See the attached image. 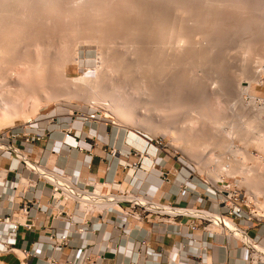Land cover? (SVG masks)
I'll return each mask as SVG.
<instances>
[{
    "label": "rangeland",
    "instance_id": "rangeland-1",
    "mask_svg": "<svg viewBox=\"0 0 264 264\" xmlns=\"http://www.w3.org/2000/svg\"><path fill=\"white\" fill-rule=\"evenodd\" d=\"M151 1L150 0H145V1L144 0H16L14 3H11L13 2L11 0H0V103L2 108L0 109V115H1L0 129L8 128L24 122L38 123L39 121V123H42L40 121V119L43 120L42 118H46L45 120L51 121L53 123H60L67 125L68 123L73 121V117L76 113L92 112L94 110H98L100 112L102 111L104 114H106L109 117L108 119L110 120V122L107 127H105V125H100V124L97 125L108 129L109 132H111L113 128L116 129L117 131H121L122 134L121 145H125L126 142L129 148L136 149L139 152L141 151L143 152L146 150L139 148L140 143H138V141L140 140L146 141L147 144L148 143L151 144L152 143L151 140H154L153 141L154 144H156V140L161 142L162 145H164L161 148V151L162 152L167 151V154L171 155L173 160H175V162L177 163V167L181 171L183 178L188 182L193 183V185L189 186L188 188L189 193H206L207 189L211 191L212 189L211 185H217L220 183V181L223 178H227L228 180L232 181L235 185L239 186L246 192L247 196L251 201V209L255 210L257 213L261 215V213H264V185H263L264 182L262 183L263 180L259 179L262 185V186L259 185L261 187V190L260 188L259 190L255 189L256 187L254 186V182L256 180L258 181V178H256L258 176L253 177L254 176L253 175L252 177H249L250 175L247 176L248 173L246 174V172L242 173L240 171H234L235 163H230L231 164V165L229 164L230 167L226 163H224V161L221 160L222 158H219L221 156H219L220 149L218 146L219 144H221V142L217 139L219 141L217 144V140L212 139L214 133L213 128H211L212 126L210 125V128L209 127L199 128L198 124L195 123L197 125L195 126V124L193 123L192 125L193 128L191 130V128L188 127L189 122L187 123L188 125L185 124V122L187 121H184V115L183 116L180 115L181 113H183V111L173 109L175 112H172L169 100L171 98L170 93L173 90L175 95H177L178 93L177 96L182 98L180 100L184 101V102L181 101V103L183 104L186 102V99L187 100L189 99L186 104H190L191 102H196L194 101V98L195 100L197 98L199 99L201 97L200 95L205 94L204 100L210 99V102L209 100H206V102L210 104V107L209 108L206 107V110L211 119L219 122V125L221 124V122L223 125L226 123L225 124L226 126L224 125L226 130L228 126L227 123H232V124L235 123L233 125L235 126V129L234 128L232 129V131H234L233 135L231 134L232 132H230L229 134H231L232 136L236 135V131L239 130L240 127L239 125L242 124L241 126H243L244 122H245L244 126L247 127L250 126L248 123L251 121L250 119H252L251 116L252 112L249 111V109L247 108L245 111L248 112H245L243 110L245 107L242 108V106L241 108H239L240 106L239 107L236 106L238 107V108L236 107L234 108L236 109V111L232 109L233 108L232 100L234 101L235 99L231 100L230 96L231 94H233L234 91H237L236 89H238L237 87H239L238 86L239 84L240 86L248 85L245 82L246 80L248 81L251 78L252 74L255 73L254 71H258V69L260 70L261 67L264 68V63L262 65L263 62L262 60H264V33H263L264 30H262L263 28H261V30L258 29L259 27H262L260 24V22H262L261 21L262 16L260 15H264V0L261 1L245 0L247 1L251 9L249 10V13L248 11L243 12L242 10H239L238 7L236 6L234 7L231 4L228 5V3L232 1L228 2L229 0H222V2L226 4H221V0H218L219 1L218 5L219 4L221 6L225 5V7L222 6V8H217L215 5L217 4V1L210 0L212 2L211 7L213 6L212 8H215L214 15L213 14L210 15L211 20L209 18L204 20L205 16L202 14L204 16L203 17L201 16V14H198V16L199 15L201 16V17L199 16L201 22L200 21L198 22H200L201 24L203 23V25L205 24L204 27L206 26V28L204 27L203 28L207 30H204L202 28L203 25L200 26L199 24H195L196 23L194 22L196 21L195 14H194L195 16L192 15L195 18L194 19L192 16H189L188 12L186 11V10L189 11L191 7L195 9L197 5H199V8L196 9L198 10L200 9L199 10L200 12L201 11L200 6H203L201 0H176V2L175 0L173 1L171 0L170 3L169 0L168 1L151 0ZM165 1L168 3H166ZM236 1L238 0L235 1L233 0L232 3L234 4V2ZM177 2L178 5L176 4ZM213 2H215L214 4L215 6L213 5ZM164 3L167 5H165ZM169 4L170 5L172 4V6H170ZM180 4L181 5L184 4V5L179 7ZM168 6H170L171 8L169 9ZM131 7L133 9H136L137 12L138 10L139 11L142 10L137 14V17L135 15L137 19L134 18V16L133 17L131 16L132 18H130V16L127 17L125 16L126 14L124 15L122 13V11L125 9H129L130 11L132 9ZM145 7L146 8L148 7L147 8L148 10ZM151 7H153L156 11ZM181 7L185 11H183ZM162 8L164 9V11L159 10ZM216 8L218 9V11ZM258 8L260 10H258ZM261 8H263V10ZM175 9L181 11L179 12L176 11ZM219 9L221 11H224V13L225 12L226 13L224 14L223 12H219L220 11ZM198 10H193V12L197 14ZM144 11L145 13H147L148 11L147 14L149 17L150 14L151 15L153 14V12H155L158 16L162 15L161 13L164 12L163 14H165L167 18L173 16L170 17L169 19L173 21L174 28H177V31L179 30L177 32L178 34H180L179 33L180 30H182L181 32L183 33L182 35L183 37L192 36L193 34L195 36L192 37L195 39L197 38V40L199 39L198 41L200 42L199 43L196 40L194 41L195 42L194 44L192 40L195 39L191 40L189 37L188 39L189 41L191 40V42H188L186 41L187 37L184 40L182 36H179L177 34L176 36L177 38L181 39L183 43H185V41L191 43L190 44L191 46L190 45L187 46L188 44H186L187 48H189L190 50L189 51L188 49L185 50L184 47L186 46L182 42H180L181 44H183V45L180 44V46L184 48L185 52H188V56H186L187 54L183 51V48L177 47L180 50V52L182 51L180 53L179 51L176 50L177 49L176 47H175L176 49H174L173 47V49L176 50V53L179 52L180 54L177 53L178 54L176 55L177 57H172V55L170 57H167L166 62L165 60H163L165 64L164 66H167L165 69L167 70L168 68L167 72L165 71L166 75L162 74V78L164 82H166V83L163 82L165 85L162 83L159 84V82H162L163 80L160 76L159 77L161 79L157 78L158 71L156 72L155 75L154 68L156 67V65H154V63L149 64L146 58L147 54L149 53L145 52L147 50H143L146 49V41L142 37L146 35L143 34L144 32L141 33V31L143 27H145V24H147V21L143 19L147 16V14L144 15ZM159 11H160V15H159ZM233 11L236 13H234ZM250 11L251 13L257 12V14L260 15L258 16L257 14H255V16L253 15L252 17H249L252 15ZM182 12L184 15L182 14ZM140 13H142L143 15ZM233 13L234 15H232ZM244 13L246 14L243 15ZM156 14L153 15V17H158ZM216 14H218V17L215 16ZM179 15L180 17L183 16V18L180 19ZM223 15H225L227 18ZM212 16L214 17L215 20L213 19ZM153 17L151 16V18ZM127 18L130 20H128ZM183 20H185L186 23V25H184L183 27L186 28V26L189 24L190 26L187 27L190 28H186V29L188 30V33H190L191 31L192 34L191 33L185 34V31L187 30L186 29L184 30L183 27H181L183 25L182 24ZM197 20H199V18ZM212 20H214L215 22ZM258 20H260V22ZM48 21L52 25H50ZM144 21L145 23H143ZM174 21H178V25H175ZM253 21L255 24L253 23ZM256 21L259 22L260 25H258ZM249 23L250 24L253 23V25L251 24L252 27L249 26ZM207 26H209L210 28ZM137 27L141 29L139 30L140 32L137 31L136 33L134 30ZM215 27L217 29H215ZM192 29L194 30L193 32ZM167 30L168 29L166 28V31ZM199 31H201L202 33ZM207 31L210 32L211 34L208 33ZM136 34L139 37H137ZM140 34L141 35L143 34V36H140ZM197 34L200 36V38H198L199 36H197ZM202 34H204V36ZM179 39H177V41ZM255 40L257 41L253 43ZM134 43H137V45L136 44L135 45L137 46L138 50H136L137 48L134 45ZM178 43L179 41L177 42L176 46H179ZM140 48L144 52V54L142 53ZM136 51H138V53L141 52L142 54L140 53L139 55H137V53H134ZM173 51L171 54L175 53ZM190 51H192V53ZM200 51L202 52L200 53ZM202 53L204 54V57L202 56L203 55ZM140 55L141 56L145 55L144 57L146 59L141 57ZM178 56H180V58ZM183 56L184 57L186 56L187 58L186 57L183 58ZM205 57L208 58H206L205 60ZM173 61H175V63ZM206 61L209 62L210 65H207L209 63H207ZM146 62H148L149 65H147ZM187 63L188 64L190 63L189 64L190 66L195 65L194 66L195 68H193V70L194 71L196 70L195 72L199 71L201 73L200 75L198 74L201 77V81H204L202 79H206L205 80L206 82L204 81L205 83L202 82L204 86L208 84L206 87L202 86L203 84L199 79L200 77L197 78L196 77L197 75L193 77L195 74L191 69L192 66L190 67ZM178 64L179 66L180 65L181 66L177 67ZM150 65L152 67L154 66L155 67L149 68ZM243 67L246 68L243 69ZM247 68L249 69L248 72L243 71L245 69L248 70ZM149 70L152 73L154 72V74L152 73L149 74L150 72ZM156 70L157 69L155 68V71ZM169 70L171 72H169ZM190 71H192V73H190ZM241 71H243L242 74H240ZM244 72L245 73L247 72L248 74H245ZM250 72H252L251 75ZM151 74L154 76V77L152 76L151 79L152 81L151 84L153 86L156 84L158 86L163 85L166 87L167 85L168 86L166 87L167 89L161 86L162 89H164V91H162L160 87H159L160 89L158 88V86H157L158 89H156V85H155V90H154V88L151 87V84H149L150 86H148L147 83L151 82L149 80V76L151 77ZM191 74L194 79L191 76H189ZM236 75L238 76L239 79L241 78L239 80L240 83ZM146 76L148 77V80L150 82L147 81ZM81 77L90 78L91 82L88 84H90L91 87L90 85L88 86L87 83L84 84L83 83L84 81L81 80L79 81L78 78ZM176 78L182 84L179 81H177ZM179 78H182V81ZM166 80H168V82ZM169 80L172 82H170ZM194 80L196 81V83L200 81V83L199 82L198 83L199 85H201L200 89L203 91H205L206 90L205 88L209 86L207 88L208 91L206 90L208 93L205 91L209 97L208 96L206 97L205 92L202 93L203 91L199 89L198 83L196 84V86L198 87H195ZM154 81L156 82L158 81V82L156 83ZM236 81L239 83V84L236 83V85L238 84L237 87L235 85ZM261 81H262L261 83L258 82L253 83V89H254L253 93L254 95L263 99L264 101V76L262 77ZM172 83H174L175 85H172ZM229 83L231 85L233 84V87H235V89L233 87H230L231 85H229ZM225 85L228 86V89L227 87L225 88ZM172 87L173 89H169V91H167L168 88H172ZM178 87L181 90V92H178L179 91ZM201 87H203V89ZM232 88L234 90L233 92L231 90ZM229 89L231 90V92ZM158 90H160L161 92ZM226 90L229 91L231 94ZM150 93L153 95H151ZM66 96H68L67 98H70L67 99L68 101L66 100V98L64 99V97ZM94 96H96L97 98H95ZM166 96L169 97L168 98L169 100H167ZM182 96L187 98L183 99ZM99 97H103L107 101L106 100L103 101ZM191 97L192 99H190ZM230 105H232V107ZM116 106L119 107L122 112H124V115L127 116V118L130 120L129 123L122 122L116 118L112 110L115 109ZM5 107L8 108V111L4 112ZM7 114L11 115L12 117L8 116ZM175 116L177 117L173 119V117ZM250 116L251 118H249ZM176 120H178L179 123L176 122ZM232 120L234 122H232ZM77 124L81 125L82 123L76 121V125ZM178 130L179 131L181 130L180 132H183V135L185 134L184 137L185 138L187 137V139L177 137ZM179 131L178 133L182 134ZM215 136L218 137L219 135L216 134ZM240 139L241 138H237L234 143L236 145H241L243 142H240ZM151 148L152 150L155 149L154 146H152ZM236 156H237L236 161L240 162L242 160L241 154L236 153ZM130 162L132 161L130 160ZM134 162L136 161L134 160ZM242 163L245 164L246 167L249 166V168L253 166L252 169L254 168L255 165H258L255 167H258V169L260 167V170H262V168L264 169L263 167L264 164H256L257 162L255 163L254 161L251 160L244 162L242 160ZM132 166L135 167V169L131 168ZM224 167L228 169H223ZM131 171H133L134 173L129 176V173ZM145 171L146 170H144L143 165L142 166L139 165L136 167V165L130 164L129 173L128 171H125V173L122 174L123 177L128 176L126 181L127 182L126 186H124L122 192L120 191L119 193H147L146 192L147 187L146 184H144V181L145 180L148 181L149 179L150 181H152L154 177V173L157 172H150L151 174H149L150 170L146 172ZM217 173L219 176V182L214 181L216 180ZM172 179L174 180V176L172 177ZM203 180H208L210 182V187L209 185H206ZM174 185L176 184H174L173 182L172 184L167 185L165 192L173 193ZM102 193H106V190H103ZM137 197H142V196H132L129 199L134 200V198ZM195 209H198V207H196ZM212 212L215 213L213 210ZM250 229L254 231L252 233H249V235L253 239V245L264 243V220L261 223H256L254 227L249 228L246 231L249 232ZM1 241H4L6 245L5 248L3 249L0 248V264H3L2 262H4V259L2 257V253L4 251L13 250L16 247V245H12L8 240H3L0 237V242ZM239 243H243L247 247H249L253 255V257L250 258V264H264V254H260L256 252L255 248L252 245H248L245 242H241V240L239 241ZM20 255L22 256V254ZM4 263L9 264L7 262Z\"/></svg>",
    "mask_w": 264,
    "mask_h": 264
},
{
    "label": "crops",
    "instance_id": "crops-1",
    "mask_svg": "<svg viewBox=\"0 0 264 264\" xmlns=\"http://www.w3.org/2000/svg\"><path fill=\"white\" fill-rule=\"evenodd\" d=\"M42 119H40L42 123L39 121L36 123L37 130L50 134L46 135L44 146H36L30 152L31 161L48 171L59 172L56 173L63 179L65 175L73 177L74 182L88 190L93 188L90 174L96 175L95 185L104 184L103 190H106L105 194L108 195L109 207L97 208V211L92 213L90 225L96 229V232L89 230L79 237L76 231L83 223L81 219L84 215H89L85 214V208L79 207L73 200L53 201L51 181L32 168L26 169L25 164H22L19 170L12 171L9 169L10 160L7 157L0 158V177L3 180L0 183V218L10 214L15 221L22 223L11 238L16 241V247L2 253L4 262L9 264H196L197 256L200 255L202 264H250L253 255L249 247L239 243L238 239L227 236L218 227L211 225L207 231L195 232L188 228L192 216L184 209L217 211L218 207L205 195L189 193L188 188L193 183L183 178L177 163L167 151L159 152L157 162L168 172L170 184L172 182L176 184L173 193L165 192L169 184L163 182L158 171L152 170L149 174L157 173H154L152 181L150 179L144 181L147 193H119L126 186L128 178V176L123 177L122 174L125 171L129 173V166L123 169L127 164L123 163L122 157L127 158L126 155L131 149L126 142L125 145H121V131L113 128L109 132L108 129L96 124L76 125V122H73L76 129L81 131V135L75 139L69 138L70 142L66 144L63 132L66 124ZM91 136H94V139ZM95 142L97 155L106 154L102 159L100 156L91 157L94 148H89V145L94 146ZM138 143L146 146V148L140 146V149L151 153L156 150L154 148L152 150V145L147 144L146 141L140 140ZM79 144L84 147L83 150L79 149ZM101 146L103 147L100 148ZM113 147L119 150L118 155L114 157L110 155ZM2 170L6 172L1 173ZM133 173L131 171L129 176ZM109 190L114 193H108ZM117 195L142 196L180 208L183 213H175L172 214L173 216L167 213L162 217L149 213L143 220L138 221L124 214L122 208H129V203L123 202L118 207L114 205L117 201H110ZM27 200L33 201V204H29L30 216L23 212ZM36 200L39 202L34 203ZM196 207L198 209H195ZM25 220H33L35 227L32 230L26 228L23 225ZM137 223L141 227H136ZM8 229L7 224L0 222L1 234ZM252 232L254 231L250 229L248 233ZM60 234H72L74 239L67 245L58 246L52 236ZM191 234L198 237V242L188 239ZM2 239L6 240V236H2ZM142 239L148 240L149 247L144 249L140 257L138 246ZM201 246L204 248L201 249ZM5 247L4 241H1L0 248Z\"/></svg>",
    "mask_w": 264,
    "mask_h": 264
},
{
    "label": "bare ground",
    "instance_id": "bare-ground-1",
    "mask_svg": "<svg viewBox=\"0 0 264 264\" xmlns=\"http://www.w3.org/2000/svg\"><path fill=\"white\" fill-rule=\"evenodd\" d=\"M11 1H13V2H11V3H14L16 0H11ZM145 1V0H144ZM151 1V0H150ZM161 1V0H160ZM164 1V0H163ZM166 1H168V0H166ZM165 1V2H166ZM170 1L171 0H169V3H170ZM173 1V0H172ZM212 1H214V0H212ZM217 1V4H215V2H213V5L215 4L216 5V7L217 8H222V6L219 4L218 5V3H219V1L218 0H216ZM230 1H232L233 2V0H229L228 2H230ZM235 1V0H234ZM261 1V0H260ZM8 2V1H7ZM10 2V1H9ZM152 2V1H151ZM155 2V1H154ZM175 2H176V0H175ZM174 2V3H175ZM182 2V1H181ZM201 2H202V5L203 6H200V8H201V11L199 12V10L198 9H196V8H199V5H197V7L194 9L193 7H191L190 9H189V11L188 10H186L187 12H188V15L189 16H195L196 15V21H194V22H196L195 24H199L200 26L201 25H203V23L201 24L200 22H201V20H200V17L201 16H205V18H204V20L205 19H210V15H214V9L215 8H212L211 7V4H212V2L210 1V0H201ZM211 2V3H210ZM226 2V1H225ZM227 2V3H228ZM232 2H230V3H228V5L229 4H231V5H233L234 7L236 6V7H238L239 8V10H242L243 12L244 11H248V13H249V10H251L250 9V7H249V5H248V3H247V1H245V0H238V1H236V2H234V4L232 3ZM6 3V2H5ZM146 3V2H145ZM158 3V2H157ZM166 3H168V2H166ZM197 3H199V2H197ZM259 3V2H258ZM257 3V4H258ZM156 4V3H155ZM165 4V3H164ZM173 4V3H172ZM172 4L170 5V6H172ZM177 5H178V2L176 3ZM186 4V3H185ZM221 4H226V3H224V2H222V0H221ZM133 5V4H132ZM144 5V4H143ZM163 5V4H162ZM165 5H167V4H165ZM184 4H180L179 5V7L180 6H183ZM191 5V4H190ZM194 5V4H193ZM196 5V4H195ZM214 5V6H215ZM227 5V6H228ZM129 6V5H128ZM158 6V5H157ZM170 6H168L169 7V9L171 8ZM221 6V7H220ZM257 6V5H256ZM10 7V6H9ZM150 7V6H149ZM167 7V6H166ZM223 7H225V5L223 6ZM229 7V6H228ZM98 8V7H97ZM96 8V9H97ZM127 8V7H126ZM132 8V7H131ZM130 8V9H131ZM146 8V7H145ZM148 8V7H147ZM146 8V9H147ZM151 8H153V7H151ZM150 8V9H151ZM174 8H175V6H174ZM174 8H172V9H174ZM216 8V9H217ZM230 8H232V7H230ZM255 8V7H254ZM154 9V8H153ZM156 9H158V8H156ZM171 9V10H172ZM181 9H182V7H181ZM237 9V8H236ZM262 10H263V8H261ZM136 9H131L130 11H129V9H125V10H123L122 11V13L125 15V16H127V17H129L130 16V18H132L133 16H134V18H136L137 17V14L139 13V12H141V11H139L138 10V12H137V10L135 11ZM143 10H145V9H143ZM148 10V9H147ZM155 10V9H154ZM160 11L162 10V11H164V9L162 8V9H159ZM176 10V9H175ZM183 10V9H182ZM193 10H198V12H197V14L195 13V12H193ZM220 10V9H219ZM230 10V9H229ZM253 10V9H252ZM258 10H260L259 8H258ZM257 10V11H258ZM156 11V10H155ZM160 11H159V15H160ZM167 11V10H166ZM176 11H179V10H176ZM181 11V10H180ZM179 11V12H180ZM183 11H185V10H183ZM217 11H218V9H217ZM225 11H226V9H225ZM238 11V10H237ZM6 12V11H5ZM98 12V11H97ZM219 12H223L224 13V11H219ZM228 12V11H227ZM234 12V11H233ZM239 12V11H238ZM262 12V11H261ZM147 13H148V11H147ZM147 13H145V11H144V15H146ZM152 13V12H151ZM155 12H153V14L151 15L150 14V17L148 16V14H147V18L145 17V18H143V19H145L146 21H147V24H145V27H143V29H142V31H141V33L142 32H144L143 34H145L146 36H144V37H142L143 39H145V41H146V49H143V50H147V51H145V52H147V53H149V54H147V61L149 62V64H153L154 63V65H156V71H155V68L154 67H152L151 65H150V67L149 68H154V72H155V75H156V72H157V75H158V77L157 78H162V74H165V71L167 72V70H168V68H167V70L165 69L167 66H164L165 64H164V61L163 60H165V62H166V58L167 57H170L171 55H172V57H177L176 55H178V54H180L181 52H180V50L178 49V48H183L182 46H180V42H182L183 43V41L181 40V39H179V38H177L176 36H177V32L179 31H177V28H174V24H173V21L172 20H170L169 18L170 17H173V16H168L169 18H167V16L165 15V14H163V13H161L162 15H164V16H162V15H160V16H158L156 13V15L158 16V17H153V15H155L154 14ZM173 13H176V12H173ZM178 13V12H177ZM218 13V12H217ZM226 13V12H225ZM224 13V14H225ZM229 13H230V11H229ZM234 13H236V12H234ZM234 13L232 14V15H234ZM250 13H251V11H250ZM259 13V12H258ZM140 14H142V13H140ZM170 14V13H169ZM182 14H183V12H182ZM186 14V13H185ZM195 14V15H194ZM198 14H201V16L199 17L198 16ZM203 14V15H202ZM239 14V13H238ZM237 14V15H238ZM240 14H241V12H240ZM246 13H244L243 15H245ZM252 15L251 16H249V17H252L253 15L255 16V14H257V12L256 13H251ZM262 14V13H261ZM135 15H136V17H135ZM143 15V14H142ZM172 15V14H171ZM184 15V14H183ZM220 15H222V14H220ZM228 15V14H227ZM250 15V14H249ZM258 15V14H257ZM260 15V14H259ZM258 15V16H259ZM123 16V15H122ZM121 16V17H122ZM132 16V17H131ZM151 16L153 17V18H151ZM166 16V17H165ZM192 16V17H193ZM197 16H198V18H199V20H197L198 18H197ZM203 16V17H204ZM215 16H217L218 17V14H216ZM223 16H225V15H223ZM222 16V17H223ZM246 16H248V15H246ZM257 16V17H258ZM260 16H262V22H260V20H258L259 22H260V24H261V26L262 27H259L258 29H260L261 30V28H263L262 30H264V15H260ZM7 17V16H6ZM139 17H141V16H139ZM144 17V16H143ZM177 17V16H176ZM179 17H180V15H179ZM202 17V18H203ZM213 17V16H212ZM226 17V16H225ZM239 17H240V15H239ZM4 18V17H3ZM123 18V17H122ZM181 18H183V16L182 17H180V19ZM194 18V17H193ZM194 18V19H195ZM220 18H221V16H220ZM227 18V17H226ZM230 18V17H229ZM245 18H247V17H245ZM48 19H50V18H48ZM52 19V18H51ZM111 19V18H110ZM125 19H126V17H125ZM128 19V18H127ZM137 19V18H136ZM213 19H214V17H213ZM217 19V18H216ZM225 19V18H224ZM224 19H222V20H224ZM249 19V18H248ZM253 19H255V18H253ZM259 19H261V18H259ZM54 20V19H53ZM114 20H116V19H114ZM128 20H130V19H128ZM175 20H177V19H175ZM186 20V19H185ZM185 20H183V22H182V26L181 27H183L184 25H186V23H185ZM203 20V19H202ZM203 20V21H204ZM211 20V19H210ZM215 20V19H214ZM214 20H212V21H214ZM119 21V20H118ZM143 21V20H142ZM180 21V20H179ZM198 21H200V22H198ZM49 22V21H48ZM47 22V23H48ZM113 22V21H112ZM177 22V23H176ZM192 22V21H191ZM198 22V23H197ZM210 22V21H209ZM215 22V21H214ZM259 22H257L256 21V23L258 24V25H260L259 24ZM50 23V22H49ZM120 23V22H119ZM143 23H145V21L143 22ZM142 23V24H143ZM174 23H175V25H178V21H174ZM180 23V22H179ZM185 23V24H184ZM190 23V22H189ZM207 23V22H206ZM220 23H221V21H220ZM253 23H254V21H253ZM253 23H251L252 25H253ZM181 24V23H180ZM179 24V25H180ZM193 24V23H192ZM194 24V25H195ZM211 24H212V22H211ZM251 24L249 23V26L250 27H252L251 26ZM255 24V23H254ZM49 25V24H48ZM50 25H52L51 23H50ZM205 25V24H204ZM204 25L202 26V28L204 27ZM187 26H190L189 24L187 25ZM186 26V28H190V27H187ZM192 26V25H191ZM212 26V25H211ZM223 26V25H222ZM247 26V25H246ZM255 26V25H254ZM253 26V27H254ZM135 27V26H134ZM177 27V26H176ZM180 27V28H181ZM196 27V26H195ZM207 27H209V26H207ZM166 28L169 30V32H168V30L166 31ZM185 27H183V29L185 30L186 29ZM192 28H194V27H192ZM199 28H201V27H199ZM198 28V29H199ZM204 28H206V26L204 27ZM203 28V29H204ZM210 28V27H209ZM212 28V27H211ZM214 28V27H213ZM238 28V27H237ZM255 28V27H254ZM138 29V30H137ZM141 29V28H140ZM138 27L134 30L136 33H137V31H139L140 30ZM179 29V28H178ZM197 29V30H198ZM215 29H217L216 27H215ZM214 29V30H215ZM250 29V28H249ZM97 30V29H96ZM143 30H145V31H143ZM184 30H183V32H184ZM187 30V29H186ZM204 30H207V29H204ZM208 30H210V29H208ZM248 30V29H247ZM254 30V29H253ZM182 30H180V34H178L179 36H182L183 35V33L181 32ZM190 31V30H189ZM194 30L192 29V32H193ZM202 31V30H201ZM201 31H199V32H201ZM134 32V33H135ZM140 32V31H139ZM208 32V31H207ZM212 32V31H211ZM190 34L191 33V31H190V33H188V30L187 31H185V34ZM197 33V32H196ZM202 33V32H201ZM208 33H210V32H208ZM246 33V32H245ZM255 33V32H254ZM254 33H252V34H254ZM258 33H259V30H258ZM257 33V34H258ZM264 33V32H263ZM143 34L141 35L140 34V36H143ZM192 34V33H191ZM195 34V33H194ZM198 34H200V33H198ZM197 34V36H199ZM204 34H207V33H204ZM204 34H202L203 36H204ZM211 34V33H210ZM137 35V34H136ZM192 36L194 37L195 35H193L192 34ZM192 36H182L183 37V39L185 40V38L187 39L186 41H188V42H191V40L192 39H195V38H193ZM237 36V35H236ZM251 36V35H250ZM263 36V35H262ZM137 37H139L138 35H137ZM136 37V38H137ZM188 37L191 39L190 41H189V39H188ZM219 37V36H218ZM253 37V36H252ZM258 37V36H257ZM130 38V37H129ZM147 38V39H146ZM179 39L178 41H179V43H178V45L179 46H176L177 45V39ZM198 38H200V36L198 37ZM263 38V37H262ZM134 39V38H133ZM252 39V38H251ZM140 40H141V38H140ZM197 40V38L195 39V40H192L193 42L194 41H196ZM199 40V39H198ZM197 40V41H198ZM144 41V42H145ZM185 41V43H183L185 46H186V44H188L187 46H189L191 43H188V42H186ZM219 41V40H218ZM257 40H255L253 43H255ZM199 42V41H198ZM197 42V43H198ZM250 42V41H249ZM73 43V42H72ZM200 43V42H199ZM248 43V42H247ZM251 43H252V41H251ZM131 44H132V42H131ZM137 45V43H134V45ZM183 44H181V45H183ZM193 44V43H192ZM194 44H195V42H194ZM3 45V44H2ZM127 45H128V43H127ZM135 45V46H136ZM247 45V44H246ZM250 45V44H249ZM253 45V44H252ZM133 46V45H132ZM144 46V45H143ZM187 46L186 47H184L185 48V50L186 49H188V51L190 50L189 48H187ZM191 46V45H190ZM195 46V45H194ZM140 47V46H139ZM173 47H174V49H176L177 47V51H179V52H177L176 53V50H174L173 49ZM176 47V48H175ZM209 47V46H208ZM247 47V46H246ZM245 47V48H246ZM253 47V46H252ZM118 48V47H117ZM136 48H137V46H136ZM174 50H172V49ZM184 48H183V51L185 52V50H184ZM191 48V47H190ZM215 48V47H214ZM133 49V48H132ZM195 49H196V47H195ZM204 49V48H203ZM136 50H138V48L136 49ZM140 50H141V48H140ZM134 51H135V49H134ZM142 51V50H141ZM172 51L173 52H175V53H173V54H171L172 53ZM196 51V50H195ZM207 51V50H206ZM242 51H245V50H242ZM252 51V50H251ZM105 52V51H104ZM191 53H192V51H190ZM202 51H200V53H201ZM208 52H210V51H208ZM134 53H137V55H139L141 52H139L138 53V51H136V52H134ZM142 53L144 54V52L142 51ZM141 53V54H142ZM187 55L186 56H188V52H185ZM184 53V54H185ZM204 53V52H203ZM202 53V54H203ZM207 53V52H206ZM212 53V52H211ZM183 54V53H182ZM196 54V53H195ZM194 54V55H195ZM205 54V53H204ZM204 54L202 55L203 57H204ZM242 54V53H241ZM211 55V54H210ZM134 56V55H133ZM141 56V55H140ZM145 56V55H144ZM144 56H141V57H143V58H145ZM181 56V55H180ZM180 56H178L179 58H180ZM185 56V57H186ZM191 56V55H190ZM207 56V55H206ZM172 57H171V59H172ZM184 56H183V58H185ZM212 57V56H211ZM249 57V56H248ZM125 58H126V56H125ZM130 58V57H129ZM145 58V59H146ZM187 58V57H186ZM196 58V57H195ZM206 58H208V57H205V60H206ZM188 59H190V58H188ZM192 59H194V58H192ZM200 59V58H199ZM218 59H220V58H218ZM139 60H141V59H139ZM163 62H162V61ZM181 60H182V58H181ZM142 61H143V59H142ZM178 61H179V59H178ZM191 61V60H190ZM209 61V60H208ZM263 62H262V65H263V63H264V60H262ZM139 62V61H138ZM145 62V61H144ZM148 62H146L147 63V65H149L148 64ZM170 62V61H169ZM174 63H175V61H173ZM185 62V61H184ZM192 62V61H191ZM207 62V61H206ZM181 63H182V61H181ZM180 63V64H181ZM186 63V62H185ZM200 63V62H199ZM207 63H209V62H207ZM127 64V63H126ZM170 64H172V63H170ZM188 64V63H187ZM190 64V63H189ZM188 64V65H189ZM196 64V63H195ZM255 64V63H254ZM41 65V64H40ZM145 65V64H144ZM183 65V64H182ZM187 65V66H188ZM194 65V64H193ZM203 65V64H202ZM201 65V66H202ZM207 65H210V63L209 64H207ZM245 65V64H244ZM181 66V65H180ZM179 66V64H178V66L177 67H180ZM184 66V65H183ZM190 66V65H189ZM192 66V65H191ZM190 66V67H191ZM195 66V65H194ZM194 66H192L191 67V69L193 70V68H195ZM248 66V65H247ZM246 66V67H247ZM168 67H169V65H168ZM173 67V66H172ZM186 67V66H185ZM207 67V66H206ZM246 67H243V69L244 68H246ZM105 68V67H104ZM136 68V67H135ZM139 68H140V66H139ZM199 68H200V66H199ZM198 68V69H199ZM204 68V67H203ZM202 68V69H203ZM210 68V67H209ZM249 68V67H248ZM247 68V69H248ZM42 69V68H41ZM141 69H142V67H141ZM159 69H161V70H159ZM172 69V68H171ZM170 69V70H171ZM187 69H189V68H187ZM191 69H189V70H191ZM253 69H255V68H253ZM252 69V70H253ZM127 70V69H126ZM132 70V69H131ZM148 70V69H147ZM169 70V72H171ZM182 70V69H181ZM184 70V69H183ZM189 70H187V71H189ZM251 70V71H252ZM150 71V70H149ZM149 71H147V72H149ZM153 71V70H152ZM196 71V70H195ZM194 70H193V73L195 74L193 77H195L196 75V77L198 78V77H200L199 75L201 74L199 71H197V72H195ZM243 71H249V69L248 70H243ZM243 71H241V73L240 74H242V72ZM101 72H103V71H101ZM154 72L152 73L151 71L149 72V74L150 73H152V74H154ZM245 73V74H248V73ZM255 73H253L252 74V76H251V78L247 81L246 80V82L245 83H247L248 85H244V86H240V79L238 78V76H237V78H238V81H239V83L236 81L235 82V85H236V83H238L237 85L239 86V87H237V85H236V87L238 88V89H236L237 91H234L233 90V88L235 89V87H233V84L231 85L230 83H229V85H231L230 87H233L231 90H232V92H233V94H231L230 92H231V90H230V92L229 91H227V92H229L230 94H231V96H230V98H231V100L232 99H235L234 101L232 100V105H233V108L232 109H234L236 106H240L239 108H241V106H242V108H244L243 110L245 111L246 110V108L247 109H249V111H251L252 112V114H251V116H252V119H250V120H248V121H250L248 124L251 126H249V127H247V126H244V124H245V122H244V124H243V126H241V125H239L240 127H239V130H237L236 131V135H234V136H232L233 135V133H234V131H232V129L234 128L235 129V126H233L234 124H232V123H227V130L225 129V126L222 124V122H221V124L219 125V122H217V121H214L213 119H211L210 118V116H209V114H208V112H207V110H206V107H210V104L209 103H207L206 102V100H209V102H210V99H205L204 100V95L205 94H202V95H200L201 97L198 99H196L195 100V98H194V101H196V102H191L190 104H186L187 103V101L189 100H187L186 99V102L183 104V103H181V101H183V100H180V99H182V98H180V97H178L177 95H178V93H177V95H175V93L173 94L172 92L169 94L170 95V100L168 99L169 97H167V96H169V95H167L166 96V98H167V100H169V102H170V106H171V109H172V112H175L174 110L176 109V110H180V111H183V113H181L180 115L181 116H183L184 115V121H187V122H185V124H187L188 122V124H189V126L188 127H190L191 128V130H192V125H193V123L195 124H198L199 125V128L200 127H209L210 128V125L212 126L211 128H213V132L215 133V135L217 134V135H219L218 137L217 136H215L214 135V133H213V137H212V139H214V140H219L220 142H221V144H219V151H220V155H219V153H218V155L219 156H221V157H219V158H222L221 160L222 161H224V163H226L229 167H230V163H235V165H234V171H240V172H246V174H247V176H249V177H252L253 175V177H255V176H258V177H256V178H258V181L256 180L255 182H254V186L256 187L255 189H258L259 190V188H260V190H261V187L260 186H262L261 185V181L260 180H263L262 181V183L264 182V169L262 168V170H260V167H259V169H258V167H255V166H258V165H255L254 166V168L252 169V167H250L249 168V166H245V164H243L242 163V160H243V162L244 161H248V160H251V161H254L256 164H264V101H263V99H261V98H259V97H257L256 95H254V89H253V83H261L262 81H261V79H262V77L264 76V68L263 67H261L260 68V70L258 69V71H254ZM132 73V72H131ZM143 73V72H142ZM146 73V72H145ZM178 73V72H177ZM185 73V72H184ZM183 73V74H184ZM188 73V72H187ZM186 73V74H187ZM190 73H192V71H190ZM244 73H243V75H244ZM251 73L252 72H250V75H251ZM151 74V77L149 76V80L151 81V79H152V75ZM199 74V75H198ZM239 74V73H238ZM239 74V75H240ZM166 75V74H165ZM171 75H172V73H171ZM226 75V74H225ZM242 75V76H243ZM160 76V77H159ZM185 76V75H184ZM189 76H191L192 77V74L191 75H189ZM147 77V76H146ZM154 77V76H153ZM176 77V76H175ZM192 77V78H193ZM244 77V76H243ZM246 77V76H245ZM250 77V76H249ZM160 78V79H161ZM166 78V77H165ZM170 78V77H169ZM190 78V77H189ZM196 78V79H197ZM234 78V77H233ZM236 78V79H237ZM79 79V81L81 80V81H84L83 83L84 84H88V83H90L91 82V79L90 78H85V77H81V78H78ZM168 79V78H167ZM171 79V78H170ZM177 79V78H176ZM181 81H182V78H179ZM194 79V78H193ZM192 79V80H193ZM200 79V81H201V77L199 78ZM224 79V78H223ZM228 79V78H227ZM244 79H246V78H244ZM244 79H242V80H244ZM134 80V79H133ZM146 80V79H145ZM148 80V77H147V81H149ZM153 80H154V78H153ZM157 80V79H156ZM162 80H163V78H162ZM162 80H160V81H162ZM198 80V79H197ZM202 80H206V79H202ZM241 80V81H242ZM78 81V80H77ZM93 81V80H92ZM142 81V80H141ZM149 81V82H150ZM158 81H159V79H158ZM157 81V82H158ZM167 82H168V80H166ZM170 81V80H169ZM175 81V80H174ZM177 81H179L178 79H177ZM176 81V82H177ZM195 81V80H194ZM200 81H198L199 83H200ZM204 81H201V83L203 82V83H205ZM220 81H222V80H220ZM232 81V80H231ZM234 81V80H233ZM154 82H156V81H154ZM156 82V83H157ZM164 80L162 81V82H159V84L160 83H162V84H164V83H166V82H164ZM170 82H172V81H170ZM169 82V83H170ZM180 82V81H179ZM197 82V83H198ZM219 82V81H218ZM152 83V81L150 82V83H147L148 84V86H150L149 84H151ZM175 83V82H174ZM174 83H172V85H175ZM181 83V82H180ZM193 83V82H192ZM196 81H195V87H198L199 86V89H200V86L201 85H199V83H198V86H196ZM202 83V84H203ZM226 83V82H225ZM228 83V82H227ZM232 83V82H231ZM137 84V83H136ZM177 84H179V83H177ZM182 84V83H181ZM224 84V83H223ZM90 84H88V86H89ZM143 85V84H142ZM156 85V84H155ZM155 85L153 86L152 84H151V87H153L154 88V90H155ZM165 85V84H164ZM171 85V84H170ZM208 85V84H207ZM206 85V86H207ZM210 85V84H209ZM212 85V84H211ZM157 86L158 85H156V89H158L159 87L161 88V90L162 91H164V89H162V87L161 86H163V85H161V86H158V88H157ZM176 86H178V85H176ZM183 86V85H182ZM191 86V85H190ZM202 86H204V84L202 85ZM206 86H204V87H206ZM213 86V85H212ZM90 87H91V85H90ZM166 87H168L167 85H166ZM165 86H163V88H165V89H167ZM181 87V86H180ZM209 87V86H208ZM207 87V88H208ZM227 87V89H228V86L227 85H225V88ZM150 88V87H149ZM159 88V89H160ZM202 89H203V87H201ZM207 88H205L206 90H207ZM224 88V89H225ZM142 89V88H141ZM152 89V88H151ZM169 89H173V87L172 88H168V90L167 91H169ZM178 89H179V87H178ZM177 89V90H178ZM192 89V88H191ZM190 89V90H191ZM198 89V88H197ZM198 89V90H199ZM213 89V88H212ZM215 89V88H214ZM223 89V90H224ZM91 90V89H90ZM201 90V89H200ZM205 90V91H206ZM218 90V89H217ZM141 91V90H140ZM146 91H147V89H146ZM158 91H160V90H158ZM201 91H203V90H201ZM205 91H203L202 93H204ZM208 91V90H207ZM206 91V92H207ZM156 92V91H155ZM161 92V91H160ZM175 92H176V90H175ZM178 92H181V90L179 89V91ZM205 92V93H206ZM226 92V93H227ZM163 93V92H162ZM161 93V94H162ZM165 93V92H164ZM168 93V92H167ZM208 93V92H207ZM206 93V97L208 96V94ZM105 94V93H104ZM151 94V93H150ZM181 94H183V93H181ZM99 95V94H98ZM97 95V96H98ZM123 95V94H122ZM141 95V94H140ZM151 95H153V94H151ZM163 95V94H162ZM180 95V94H179ZM165 96V95H164ZM181 96V95H180ZM185 96V95H184ZM187 96V95H186ZM68 96H66V97H64V99L66 98V100L67 99H70V98H67ZM95 98H97L96 96H94ZM183 97V96H182ZM196 97V96H195ZM198 97V96H197ZM209 97V96H208ZM63 98V97H62ZM99 98H101V100H103V101H105L106 99L105 98H103V97H99ZM184 98H187V97H183V99ZM189 98V97H188ZM229 98V99H230ZM190 99H192V97L190 98ZM65 100V101H66ZM100 100V101H101ZM166 100V99H165ZM198 100V101H197ZM68 101V100H67ZM107 101V100H106ZM165 102V101H164ZM184 102V101H183ZM190 102V101H189ZM19 104V103H18ZM232 105H230L231 107H232ZM4 107V106H3ZM238 107H236V108H238ZM0 109H2L1 108V103H0ZM174 109V110H173ZM113 110V112H114V114H115V116H116V118L117 119H119L120 121H122V122H128L129 123V119L127 118V116H125L124 115V112H122L121 110H120V108L119 107H115V109H112ZM169 110V109H168ZM235 111H236V109H234ZM238 110H240V109H238ZM5 111H8V108L7 107H5L4 108V112ZM171 111V110H170ZM210 111V110H209ZM241 111H242V109H241ZM243 111V112H244ZM178 112V111H177ZM233 112V111H232ZM245 112H248V111H245ZM244 112V113H245ZM11 113V112H10ZM135 113V112H134ZM231 113V112H230ZM239 113V112H238ZM113 114V115H114ZM172 114V113H171ZM179 114V113H178ZM235 114V113H234ZM233 114V115H234ZM8 116H10V117H12L11 115H9V114H7ZM13 115V114H12ZM29 115V114H28ZM166 115V114H165ZM179 115V116H180ZM249 115H250V112H249ZM1 116V115H0ZM251 116L249 117V118H251ZM177 116H175V117H173V119L174 118H176ZM233 117V116H232ZM238 117V116H237ZM182 119H183V117H182ZM230 119V118H229ZM231 119H233V118H231ZM247 119V118H246ZM2 120V119H1ZM179 120H180V118H179ZM172 121V120H171ZM182 121V120H181ZM183 121V122H184ZM247 121V122H248ZM176 122H178V120H176ZM231 122V121H230ZM232 122H234L233 120H232ZM246 122V123H247ZM12 123V122H11ZM179 123V122H178ZM174 124V123H173ZM187 124V125H188ZM195 124V126H197ZM186 126V125H185ZM190 128H188V129H190ZM202 128V129H203ZM237 128H238V126H237ZM236 128V129H237ZM186 129V128H185ZM174 131V130H173ZM179 131V130H178ZM178 131H177V134H178V136L177 137H180V138H184V139H187V137L185 138L184 136H185V134L183 135V132H180V133H182V134H179L178 133ZM186 131V130H185ZM230 132H232L231 134H229ZM176 133V132H175ZM263 133V134H262ZM176 134V135H177ZM192 134H193V132H192ZM175 135V136H176ZM231 135V136H230ZM192 137V136H191ZM66 138V140L67 141H69V137H65ZM129 138V137H128ZM237 138H241L240 139V142H243L241 145H236L234 142H235V140L237 139ZM183 139V140H184ZM217 140V144H218V141ZM187 141V140H186ZM70 142V141H69ZM136 142V141H135ZM196 142V141H195ZM215 142V141H214ZM208 143V142H207ZM216 143V142H215ZM197 144V143H196ZM204 144V143H203ZM86 145V144H85ZM151 145L152 146H154L155 147V152L154 153H151V152H149V151H143V152H145V158H144V162H143V166H144V170H146V171H157V169H158V162L156 161V158L158 157V156H156V153H157V147L154 145V144H152L151 143ZM140 146L141 147H143V148H146V146H145V144L144 145H142V144H140ZM203 147V146H202ZM205 147V146H204ZM217 147V146H216ZM213 148V147H212ZM237 148V149H236ZM236 153L238 154V153H240L241 154V156H242V160L240 161V162H237L236 161ZM122 155V154H121ZM217 157V156H216ZM203 159V158H202ZM215 160H217V159H215ZM239 160V159H238ZM122 161H123V163H125V164H128V163H130V164H133V162H134V159H132L131 161L132 162H130V160L128 159V157L127 158H123L122 157ZM204 161V160H203ZM219 162V161H218ZM217 162V163H218ZM250 162V161H249ZM221 164V163H220ZM230 164V165H229ZM29 165H30V167L32 168V169H34L37 173H40L41 175H45V176H47V177H52V178H55V177H53V175L50 173V172H48L46 169H44V168H42V167H38V166H36L35 164H33L32 162H29ZM202 165H203V163H202ZM226 165V166H227ZM156 168H155V167ZM223 166V165H222ZM221 166V167H222ZM225 166V165H224ZM233 167V166H232ZM264 167V166H263ZM131 168H134L135 169V167H131ZM154 168V169H153ZM220 169H222V168H220ZM223 169H228V168H223ZM230 170H231V168H230ZM5 170H2V172L1 173H3ZM145 171V172H146ZM6 172V171H5ZM222 173V172H221ZM229 173H231V172H229ZM239 173V172H238ZM245 174V175H246ZM213 175H215V174H213ZM217 176H216V180H214V181H218L219 182V176H218V173L216 174ZM2 176V175H1ZM51 178V179H52ZM58 178V177H57ZM247 179V178H246ZM254 179V178H253ZM252 179V180H253ZM260 179V180H259ZM61 181V180H60ZM248 181V180H247ZM3 182V180H1V177H0V183H2ZM249 182V181H248ZM260 182V183H259ZM252 184V183H251ZM109 185H111V184H109ZM249 185V184H248ZM260 185V186H259ZM264 185V184H263ZM250 186V185H249ZM251 186H253V185H251ZM263 188V187H262ZM123 189V188H122ZM263 190V189H262ZM261 192V191H260ZM102 186H98V189H97V194H96V197H92L93 199H98V200H100V199H102L103 198V196H102ZM132 196H130V197H128V196H125V195H117V196H115V197H111L112 199L110 200V201H120V200H127V199H129V198H131ZM12 199V198H11ZM11 199H9V200H11ZM134 200L137 202V203H139V204H141V205H145V206H147L149 209H152V210H155V211H161V212H165V213H169V215L171 214H174L175 215V213H179L182 209H178V208H176V207H173V206H169V205H164V204H159V203H157V202H155V201H147L144 197H137V198H134ZM108 202H109V200H108ZM112 204V203H111ZM110 204V205H111ZM115 204V203H114ZM184 211L185 212H187L188 214H191V215H205V216H208V217H210L211 219H213L214 220V222L216 223V224H218L219 226H222V228L225 230V231H227V232H225L226 234L227 233H229L230 235H231V237H233V238H235V239H238L239 241L241 240V242H245L246 244H248V245H252L254 248H255V250H256V252H258V253H260V254H264V244H258V245H253V239H252V237L249 235V233L246 231V230H244V229H242V228H238L236 225H235V223L233 222V221H231V220H226V223H224L222 220H220V218L218 217V214L217 213H213V212H210V213H208V212H203V211H199V210H193V209H189V210H185L184 209ZM182 213H183V211H182ZM258 215L260 216V217H262V218H264V213H261V215L258 213ZM173 216V215H172ZM1 234V233H0ZM2 262V261H1ZM3 264H5L4 262H2ZM25 264H27V263H25Z\"/></svg>",
    "mask_w": 264,
    "mask_h": 264
},
{
    "label": "built area",
    "instance_id": "built-area-1",
    "mask_svg": "<svg viewBox=\"0 0 264 264\" xmlns=\"http://www.w3.org/2000/svg\"><path fill=\"white\" fill-rule=\"evenodd\" d=\"M109 117L104 114L102 111L94 110L92 112H79L76 113L73 117V121L68 123L66 125V128L63 130L64 137L69 138H78L81 135V131H78L76 127L74 126L73 122H80L82 124H100L105 125V127L108 126L110 120ZM112 122V121H111ZM113 123V122H112ZM114 124V123H113ZM49 132H40L37 130L36 123L34 122H24L20 123L18 125H14L8 128L0 129V158L7 157V159L10 160L9 169L12 171H17L21 168L22 164H25L26 169L31 168L29 165V162H32L29 155L30 152L34 149V147H42L45 145V137L46 135H49ZM92 139H94V136H91ZM154 140H151L152 144ZM66 144H69L68 141H65ZM157 147V153L156 156L161 151V148L164 146L161 142L156 140V144H154ZM80 150H83V146L80 144L78 145ZM94 148V154L91 153V157L94 158L95 156H100L102 159L106 154H98L96 153L97 150V144L95 142V145H89V148ZM101 146L100 148H102ZM162 152V151H161ZM119 150L115 147H113L110 151L111 156L118 155ZM96 154V155H95ZM145 152H139L136 149H130L127 156L128 159H134L136 162L133 164L137 166L143 165L144 158H145ZM157 161V158H156ZM33 163V162H32ZM34 164V163H33ZM38 167H41L36 163ZM159 167L157 171L160 173V176L164 183L170 184V178L168 176V172L164 170L163 166L161 164H157ZM130 164L124 165L123 169H126ZM91 165H89V168ZM48 171V170H47ZM50 172L53 177L58 179H61L62 181H59L56 179L53 180L50 177H47L43 175L45 179H48L52 182L53 187V201H57L60 199H64L66 201L73 200L75 201L79 207L85 208V214H89L88 216L84 215V217L81 219L82 224H80L77 228L76 234L81 237L83 236L84 232L91 230V232L95 233L96 229L93 228L92 225H90V221L92 219V213L94 211H97V208H106L109 207L108 201V195L105 193H101L103 198L93 199L96 197L98 186H102V192H103V185H95V181L97 176L94 174H90V180L92 182V189L88 190L82 187L81 185H78L76 182H74L73 177H69L65 175L66 177L63 179L62 177L58 176L57 171ZM57 172V173H56ZM61 174V173H60ZM39 175H41L39 173ZM206 185H209L210 182L208 180H203ZM12 186V185H11ZM212 189L211 191L207 189L206 193H200L201 195H205L208 199H212V201L217 205L218 210L214 211L218 214V217L220 220H222L224 223H226V220H231L235 223V225L238 228H242L244 230H248L249 228H252L256 225V223L263 222L264 218L260 217L258 213L251 209V201L249 197L247 196L246 192L240 188L239 186L235 185L232 181L228 180L227 178H223L219 184L217 185H211ZM108 193H114L113 191H108ZM93 197V198H92ZM130 197V196H128ZM147 199V198H146ZM147 201H154L151 199H148ZM39 201H35L34 203H38ZM129 203L130 207L127 209H123L124 214L127 216H131L138 221L143 220L147 214L153 213L156 215H159L160 217L166 215L167 213L161 212V211H155L152 209H149L145 205H141L137 203L135 200H121L115 202L114 205L120 207L121 203ZM159 204H162L160 201H155ZM33 204L32 200H27L26 204L23 207L24 214L30 216V205ZM166 205V204H164ZM175 207V206H173ZM177 208V207H176ZM180 209V208H178ZM42 212H45L44 209H41ZM203 212H212L210 209H199ZM179 213H182L181 211ZM192 220L189 223L188 228L192 231H198V230H204L207 231L211 225H214L215 227H218L223 233L227 232L225 231L222 226H219L214 222L213 219H211L208 216L205 215H191ZM13 215H6L3 218H0V222H3L8 225L9 229L5 233L0 234L1 239L2 236H6V240L10 242V244L15 245L16 241L11 240L13 235L17 232L19 227L22 225L21 222L15 221L13 218ZM23 224L26 228L29 230H32L35 227V222L33 220L27 221ZM165 222V221H163ZM127 226V225H125ZM136 227H141L140 224H135ZM227 236H231L229 233H227ZM53 241L58 245L61 246L67 245L70 242L73 241L74 235H67V234H60V235H53L52 236ZM188 239L193 242H198V237L196 235L191 234L188 236ZM149 247V242L147 239H142L139 242L138 246V253L141 257L143 255L144 249ZM204 247L201 246V249ZM254 250V249H253ZM196 264H202V257L200 255L197 256Z\"/></svg>",
    "mask_w": 264,
    "mask_h": 264
}]
</instances>
